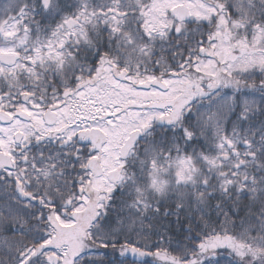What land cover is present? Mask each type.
<instances>
[{
  "label": "snow or ice",
  "instance_id": "obj_1",
  "mask_svg": "<svg viewBox=\"0 0 264 264\" xmlns=\"http://www.w3.org/2000/svg\"><path fill=\"white\" fill-rule=\"evenodd\" d=\"M0 264H264V0H0Z\"/></svg>",
  "mask_w": 264,
  "mask_h": 264
}]
</instances>
